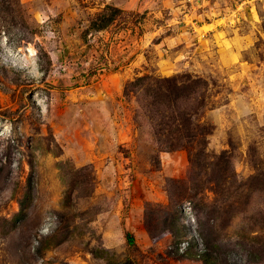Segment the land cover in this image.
Segmentation results:
<instances>
[{"label": "rangeland", "instance_id": "374dc122", "mask_svg": "<svg viewBox=\"0 0 264 264\" xmlns=\"http://www.w3.org/2000/svg\"><path fill=\"white\" fill-rule=\"evenodd\" d=\"M184 72L207 80L208 153L247 179L264 165V0H0V264H264V192L246 209L248 191L188 192L189 151L163 150L153 95L127 89Z\"/></svg>", "mask_w": 264, "mask_h": 264}, {"label": "trees", "instance_id": "16d2710c", "mask_svg": "<svg viewBox=\"0 0 264 264\" xmlns=\"http://www.w3.org/2000/svg\"><path fill=\"white\" fill-rule=\"evenodd\" d=\"M108 22L109 19L104 24L106 25ZM147 80L154 82L147 85ZM130 85L143 86L153 95V100L150 103L152 109L146 110V113L153 121L154 134L164 144L163 150L187 149L189 151L191 178L188 184L190 191L188 192L197 194L203 189H211L215 192L218 188V193V190L222 188L221 191L228 192L230 198L237 196L241 191H248L243 202L238 199L243 204L242 206L246 205L244 209L251 202L249 193L264 192L262 161L255 162V171L247 179L237 180V174L233 172L231 160L226 154L208 153L207 135L211 132L210 128L193 120L205 105L203 96L207 86L206 79L190 72L166 77H154L146 74L127 83V89ZM161 136H165L166 139H162ZM231 186L235 188L232 189ZM259 214L263 219L258 223L261 234L253 236L251 239L253 249L250 253L255 261L264 258V211L260 210ZM19 216L20 213L16 215V218ZM182 225L184 224L180 217L174 216L173 234L177 236L175 249L187 253L192 248V243L186 238L182 239ZM194 256H206L205 261L208 264H215L208 252L202 253V251L196 250Z\"/></svg>", "mask_w": 264, "mask_h": 264}]
</instances>
